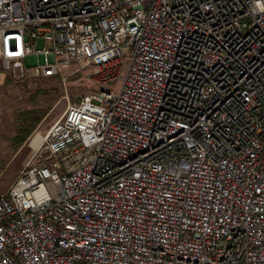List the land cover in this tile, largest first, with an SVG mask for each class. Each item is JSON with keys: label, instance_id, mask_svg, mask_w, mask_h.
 <instances>
[{"label": "built area", "instance_id": "obj_1", "mask_svg": "<svg viewBox=\"0 0 264 264\" xmlns=\"http://www.w3.org/2000/svg\"><path fill=\"white\" fill-rule=\"evenodd\" d=\"M0 66L90 83L0 194V264H264V0H0Z\"/></svg>", "mask_w": 264, "mask_h": 264}, {"label": "rangeland", "instance_id": "obj_2", "mask_svg": "<svg viewBox=\"0 0 264 264\" xmlns=\"http://www.w3.org/2000/svg\"><path fill=\"white\" fill-rule=\"evenodd\" d=\"M34 47L43 49L48 44L36 38ZM22 64L25 68L33 66L34 56H25ZM74 67H61L60 74L50 77L15 78L4 74L0 66V194L27 162L48 128L88 91L90 83L85 77L88 71L74 72ZM37 116H40L39 122L17 145L16 137L31 123L30 118Z\"/></svg>", "mask_w": 264, "mask_h": 264}, {"label": "trees", "instance_id": "obj_3", "mask_svg": "<svg viewBox=\"0 0 264 264\" xmlns=\"http://www.w3.org/2000/svg\"><path fill=\"white\" fill-rule=\"evenodd\" d=\"M39 120L40 116H37L34 119L30 118L31 123L21 131L22 134L19 137H16L17 145H20L23 142V140L30 134L33 127L39 122Z\"/></svg>", "mask_w": 264, "mask_h": 264}]
</instances>
